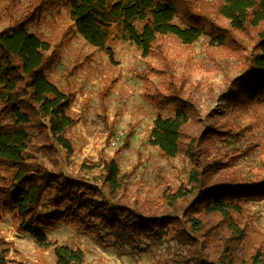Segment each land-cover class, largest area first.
Masks as SVG:
<instances>
[{"label": "rangeland", "instance_id": "1", "mask_svg": "<svg viewBox=\"0 0 264 264\" xmlns=\"http://www.w3.org/2000/svg\"><path fill=\"white\" fill-rule=\"evenodd\" d=\"M178 3L189 8L198 5L195 13L208 20L216 13L213 0ZM32 8V0H0V30L25 18L30 30L55 48L48 77L72 95L69 114L77 123L67 132L73 154L55 146L51 159L56 166L48 162L51 167L89 185L102 202L161 204L166 190L190 188L193 164L185 152L167 156L150 142L156 118L172 116L182 104L193 113L183 143L208 127L232 122L238 134L218 143L221 153L235 156L231 169L223 173L240 181L264 176V101L232 113L235 106L223 98L232 81L244 73L250 55L259 51L258 30L230 31L222 47L210 44L209 33L193 44L169 35L161 37L147 56L134 43L114 35L109 41L114 50L111 61L106 51L77 32L68 6L46 10L38 17L31 15ZM184 15L192 19L182 13L185 21ZM218 25L224 27L222 21ZM111 159L120 170L117 192L103 183L105 162ZM50 197L49 192L43 201ZM241 204L242 213L234 216L246 230L240 237L216 214L204 216L208 225L197 233L179 213L177 222L189 233L192 245L179 238L177 226L160 236H144L134 247L116 238L101 217L78 209L74 217L82 216L81 223L64 220L46 229V234L58 245L82 249L83 264H219L231 254L241 263L256 253L264 257V197ZM18 223L14 213L0 212V253L6 254L7 264H58L54 247H39L32 235L19 230Z\"/></svg>", "mask_w": 264, "mask_h": 264}, {"label": "trees", "instance_id": "2", "mask_svg": "<svg viewBox=\"0 0 264 264\" xmlns=\"http://www.w3.org/2000/svg\"><path fill=\"white\" fill-rule=\"evenodd\" d=\"M213 2L216 13L211 20L195 13L196 6L200 9L198 5L189 8L179 5L178 0H32L30 13L38 17L46 10L68 6L77 32L91 45L106 51L111 61L114 50L109 41L114 35L134 43L147 56L160 44L161 37L172 35L193 44L209 33L210 44L222 47L230 31L254 28L258 30L259 51L250 55L244 73L232 81L231 89L223 95L235 106L232 113H239L247 104L249 107L264 101V0ZM182 13L192 19L184 15L185 21ZM25 20L19 18L0 30V212L14 213L19 230L32 235L39 247L53 246L58 264L85 261L82 249L58 245L46 234V229L64 220L81 223L83 217L75 219V209L101 217L116 238L134 247L144 236H160L177 226L179 238L192 245L189 233L177 222L179 213L197 233L208 225L209 219L204 216L216 214L234 235L246 234L234 216L242 213V200L264 197V176L240 181L223 173L222 170L231 169L235 156L221 153L218 143L238 134L232 122L208 127L199 137L183 143L184 129L193 116L190 106L180 104L172 116L159 115L151 133V144L165 155L174 157L184 151L193 164L190 188L166 190L161 204L102 202L89 185L68 179L62 170L53 168L56 165L51 153L56 147L69 155L74 152L67 132L77 119L69 114L72 95L48 77L55 48L32 32ZM221 21L223 28L218 25ZM104 172L103 183L117 192V162L106 161ZM49 192L52 197L43 201ZM197 256L203 254L197 252ZM263 260L256 253L240 263L231 254L225 260L221 258L219 264H261ZM0 264H7L3 252Z\"/></svg>", "mask_w": 264, "mask_h": 264}]
</instances>
